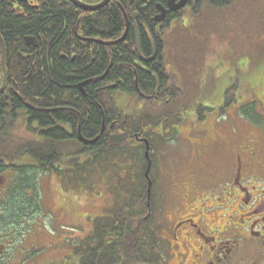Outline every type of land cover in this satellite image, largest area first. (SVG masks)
Returning <instances> with one entry per match:
<instances>
[{
    "label": "trees",
    "instance_id": "trees-1",
    "mask_svg": "<svg viewBox=\"0 0 264 264\" xmlns=\"http://www.w3.org/2000/svg\"><path fill=\"white\" fill-rule=\"evenodd\" d=\"M249 1H195L188 18L178 15L175 26L163 25L162 30L172 26L170 31L153 34L158 62L146 69L128 64L139 58L136 38L130 34L111 47L97 43L95 54L88 49L84 59L72 62L61 57V51L73 50L78 23L83 34L119 39L125 27L117 0L92 14L80 10L84 15L80 21L71 10L78 8L69 0H0L8 68L7 86L0 94V174H11L3 187L6 198L0 202V221L31 227L42 212L41 173H80V179L87 181L88 169L109 167L112 156L126 154L135 174H128L127 186L120 178L117 182L127 189V199L120 202L118 193L114 216L98 219L80 241L78 264H159L165 259L147 204L146 145L138 136L149 138L154 167L155 144L149 133L159 125L174 128L182 111L199 109L209 59L233 60L238 54L255 59L264 54V0L259 1L262 9H256L255 19L241 11L245 2L246 8H254L250 4L257 0ZM69 10L72 15L67 16ZM235 11L244 16L234 17ZM144 20L156 28L149 17ZM28 35L37 37L38 48L26 45ZM141 43L142 52H148L150 41L142 36ZM3 76L0 50V86ZM89 77L93 79L81 91L78 84ZM120 91L139 102L134 114L119 106ZM80 131L89 141L81 140ZM115 166L121 169V164ZM154 195L153 188L151 208Z\"/></svg>",
    "mask_w": 264,
    "mask_h": 264
},
{
    "label": "rangeland",
    "instance_id": "rangeland-1",
    "mask_svg": "<svg viewBox=\"0 0 264 264\" xmlns=\"http://www.w3.org/2000/svg\"><path fill=\"white\" fill-rule=\"evenodd\" d=\"M259 1L249 3L254 5L252 10L246 8L245 2L241 11L257 18L256 9H262ZM239 15L244 16L235 11L234 17ZM238 55L233 60L226 57L219 60L214 56L209 59L198 112L182 111L174 128L159 125L149 133L155 144L152 173L155 194L162 188L165 191L178 174L195 165L200 168L203 159L208 165L210 161L206 157H225V148L232 146L231 138L241 145V141L254 135L264 136V112L260 108L264 103V54L255 59ZM117 97L119 106L128 114L140 108L132 96L118 92ZM111 160L109 167L88 169L87 181L80 179L83 178L80 173L40 174L42 212L31 227L29 223L8 225L0 221V242L5 245L2 250L13 251L16 256L10 264H78L80 257L76 249L80 241L93 231L98 219L114 216L118 193L120 202L127 199V189H121L117 180L121 179L127 186L128 174H135L126 154L112 156ZM115 163L121 164L119 171ZM5 198L4 191H0V202ZM122 209L127 211L126 206ZM6 255L1 260L4 263L8 262L9 254ZM169 259L165 264H169ZM174 263L177 264V260Z\"/></svg>",
    "mask_w": 264,
    "mask_h": 264
},
{
    "label": "flooded vegetation",
    "instance_id": "flooded-vegetation-1",
    "mask_svg": "<svg viewBox=\"0 0 264 264\" xmlns=\"http://www.w3.org/2000/svg\"><path fill=\"white\" fill-rule=\"evenodd\" d=\"M79 1L97 5L103 0ZM113 1L110 0L98 10L111 6ZM123 1L126 2L124 5ZM180 1L176 0V4ZM195 1L199 0H187L184 8L177 10L171 8L169 0H117L125 27L118 38L127 32V36L134 35L137 41L139 58L128 64L148 69L151 64L157 63L159 53L153 34L168 31L169 27L162 30L163 25L167 22L175 25V17L182 15L183 11L191 13ZM70 2L78 8L71 10L76 13L74 15H78L79 21L84 16L80 10L85 11V15L98 11L84 10ZM30 4L37 6L34 1H30ZM161 8L166 17L163 21H157L156 18L162 13ZM71 10L66 12L67 16L72 15ZM146 16L156 24L154 30L144 20ZM74 33L77 45L72 42L71 53L61 51V57L72 62L77 58L84 59L86 53L89 54L88 49L94 55L97 43L111 47L116 45L111 42L118 40L89 36L86 32L83 34L79 23ZM28 36L35 37L37 45L28 44L25 38L26 45L31 49L38 48L40 43L37 37ZM142 36L151 43L150 50L145 53L142 52ZM92 79L89 77L81 81L78 88L84 91V86ZM81 83H84L83 87H80ZM120 92L130 96L128 92ZM260 108L264 112V103H261ZM139 137L144 139L146 136ZM230 142L232 146L225 148V157H206L210 161L208 165L203 159L199 163L200 168L195 165L187 172L178 174L172 178L165 191L162 188L156 194L154 207L150 211L154 218V229L160 237L159 246L164 250L166 260L170 258L169 264H175L174 260H177V264H264V136L254 135L241 141V145L234 143L236 141L233 138ZM10 177V173L0 174V191L10 183ZM4 246L0 242V264H10L16 256H13V251L6 253L2 250ZM6 254H9V258L4 263L1 260Z\"/></svg>",
    "mask_w": 264,
    "mask_h": 264
},
{
    "label": "water",
    "instance_id": "water-1",
    "mask_svg": "<svg viewBox=\"0 0 264 264\" xmlns=\"http://www.w3.org/2000/svg\"><path fill=\"white\" fill-rule=\"evenodd\" d=\"M72 2H74L75 5H77L78 7L83 8L84 10H89V11H94V10H98L99 8L105 6L110 0H103L101 3L97 4V5H89L86 3H83L79 0H70ZM171 8L172 9H180L183 6H185V4L187 3V0H181L178 4H176V0H169ZM162 13L156 18L157 21H163L166 17L165 11L161 8ZM127 32L124 34V36H122V38H120V40H123L126 36ZM26 42L30 45H37V40L35 37L32 36H28L26 37ZM116 41H114L115 43ZM113 43V42H111ZM139 47H140V42L138 43ZM0 49H1V57H2V66H3V70H4V78H3V83L0 87V93H2L6 86H7V80H8V69L6 66V45H5V41L4 38L2 36V34L0 33ZM84 83L80 84V87H83ZM80 137L81 140L83 141H89L86 140L82 135H81V131H80ZM93 141V140H90ZM144 141L146 142V157L148 158V167L146 170V179L148 180V198L149 200L151 199V194H152V186H153V180L150 177V171H151V167H152V160L150 157V142L148 139H144Z\"/></svg>",
    "mask_w": 264,
    "mask_h": 264
}]
</instances>
